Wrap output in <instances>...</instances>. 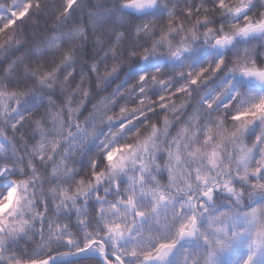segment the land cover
Listing matches in <instances>:
<instances>
[{
    "label": "snow or ice",
    "instance_id": "snow-or-ice-1",
    "mask_svg": "<svg viewBox=\"0 0 264 264\" xmlns=\"http://www.w3.org/2000/svg\"><path fill=\"white\" fill-rule=\"evenodd\" d=\"M0 264H264V0H0Z\"/></svg>",
    "mask_w": 264,
    "mask_h": 264
}]
</instances>
